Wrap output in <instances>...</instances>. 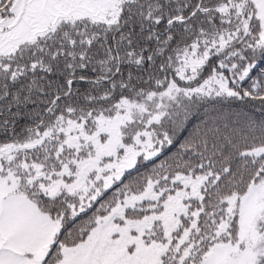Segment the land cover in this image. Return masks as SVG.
<instances>
[{"label": "snow or ice", "instance_id": "obj_1", "mask_svg": "<svg viewBox=\"0 0 264 264\" xmlns=\"http://www.w3.org/2000/svg\"><path fill=\"white\" fill-rule=\"evenodd\" d=\"M0 264H264V0H0Z\"/></svg>", "mask_w": 264, "mask_h": 264}]
</instances>
